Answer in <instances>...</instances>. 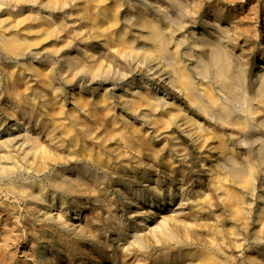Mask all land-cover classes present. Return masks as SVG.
Segmentation results:
<instances>
[{
  "label": "rangeland",
  "instance_id": "rangeland-1",
  "mask_svg": "<svg viewBox=\"0 0 264 264\" xmlns=\"http://www.w3.org/2000/svg\"><path fill=\"white\" fill-rule=\"evenodd\" d=\"M37 2L0 0V8L6 11L10 24L19 23L26 11L25 15L30 12L38 16L40 29L57 31L50 33L48 47L44 45L39 54L29 53L27 49L23 56H15L0 45V139L21 134L27 124L32 135L38 137L39 144L60 158L56 162L48 160L49 168L36 174L29 172L18 160L25 151L33 152L28 147L29 140L18 141L23 147L0 146L1 154L9 152L18 160L20 168L15 173L21 174L19 177L13 175L12 179L0 177V264H197L193 256L190 258L195 261L189 257L181 258L182 247L191 245L193 248L189 247L194 250L201 247L202 241L209 243L211 239L218 243L215 245L218 257L225 264H264V227L259 228L257 219L258 213L260 217L264 215L261 213L264 212V108L257 104L253 92L258 85L254 79L259 72L257 64H264V0H64L65 7L62 5V8L59 3ZM99 3L106 7V15H100ZM140 7L145 9V14H138ZM148 15L163 27L168 49L170 44H178L176 53L162 56L149 42L144 43L141 34L145 27L137 17L145 20ZM47 16L50 23L45 20ZM110 16L116 23H111ZM94 30L102 42L99 43ZM119 30L122 38L132 39L135 44L130 52L134 57L128 59L129 66L109 44L112 43L109 39H115ZM60 34L65 41H70L71 49L61 48ZM204 38L220 41L230 63L243 68V85L237 97L225 89L231 82L228 76L214 78L211 67L207 71L204 68L210 57L208 46L200 44ZM105 46L106 49L110 47L108 53ZM64 52L76 57L81 66L88 62L87 58H98L102 64L92 70L93 73L88 66L81 69L79 65L76 67L79 70H69L63 63L68 55ZM89 52L95 57L83 56ZM177 61L184 64L197 88L208 86L219 101L231 109L235 121L243 117L244 124L234 128L210 113L197 110L184 98H178L174 89L166 88L157 73L165 70V75H171ZM203 68L207 75L201 73ZM37 69L48 75L51 85L47 84L46 89L32 74ZM136 89L150 95L153 107H157L156 111L164 114L165 119L166 103L176 96V102L183 103V110L195 123L209 126L216 134L210 137L209 133L203 132L199 136L210 142L209 151L199 150L194 137L191 139L175 124L168 132L159 129L162 127L153 120L155 114L147 110L145 104L132 107L128 98L121 94L132 98L130 93ZM79 96L85 97L82 108L74 103ZM103 96L111 99L113 104L112 120L102 113L104 108L96 100ZM159 96L164 97L165 103H156ZM32 101L34 108L30 105ZM24 103L33 108V119L24 115ZM250 104L256 107L258 117L248 114ZM67 111H72L77 120L69 119L65 114ZM36 116L47 118L48 122L56 119L57 128L51 137L46 128L34 123L38 119ZM115 121L130 122L135 129L123 127L120 131ZM63 125L69 127V134L78 135L79 144L90 142L91 153L81 150L76 151L77 156H69L66 136L61 133ZM85 126L91 135L86 134ZM166 133L178 140L177 145L182 146L178 145L180 152L172 149ZM130 137L135 142L138 138L141 143L145 141L137 154L125 143ZM222 146L227 151L221 153ZM95 152L102 153L110 166L96 161ZM161 154L165 155L162 157ZM32 157L29 153L27 161ZM227 157L235 159L238 166L249 167L251 181H254L253 188H249L237 183L235 180L238 179L232 175L225 176L244 198L238 221H233L213 188L218 183L217 173L228 171ZM145 172H148L149 180H146ZM49 173L53 179L49 178ZM77 176L82 178L81 181L76 179ZM24 179L43 185L55 199L53 207L41 203L39 210L37 205L29 206L13 196L7 188L10 181ZM58 197L62 198L61 205ZM180 199L185 200V204L180 213L175 214L173 209ZM205 213L209 215L203 218ZM231 227L238 233L240 250L231 242ZM177 237L183 238L184 245L175 243ZM165 250L172 252L169 251L167 261L163 259ZM176 254H179L178 258Z\"/></svg>",
  "mask_w": 264,
  "mask_h": 264
},
{
  "label": "bare ground",
  "instance_id": "bare-ground-1",
  "mask_svg": "<svg viewBox=\"0 0 264 264\" xmlns=\"http://www.w3.org/2000/svg\"><path fill=\"white\" fill-rule=\"evenodd\" d=\"M31 1H34V2L36 1L37 2L38 0H31ZM43 1L46 4H58L59 3V5L61 4V8H62V5L64 6V4H65L64 3V0H43ZM62 1H63L64 4H62ZM97 1H100V0H97ZM100 5H101V6H99L100 7V15H106V12H105L106 7H104L103 4H100ZM138 11L140 12L138 14H145L146 13V11H145V9L143 7L142 8L140 7L138 9ZM25 14H26V11H25ZM25 14L22 15V19L19 21V23H17L16 25H13V24H10L9 23L8 16H7L6 11H4V10H2L0 8V45L3 47V50L4 51H6L7 53H11V54H13L15 56H20V55L23 56L24 51L27 50V49H28L29 53L39 54L42 51L41 48L44 45L49 44L50 40L48 41V37L51 35L50 33L53 32V31H55L54 29H47V30L40 29L39 28V25H38V19H37L38 16H36L35 14L30 13V12L27 13V15H25ZM139 16L137 17V21H139L140 24L143 25V27H145V29H144L145 32H143L144 34H141V38L145 41L144 43H146V41L149 42L150 45L153 46V49L158 54H160L162 56H166L168 53L174 54V53L177 52V49H178V44L177 43L170 44L171 48H169V49L167 48V43H165V35H164L163 27L158 24V21L155 20V18H153L152 15H151L152 17L150 15H148L147 18L144 17L145 20L143 18L142 19L139 18ZM144 16H147V15H144ZM110 18H111V23H116V20H115V18L113 16H110ZM45 20H48V22H49L50 21V18L47 16V17H45ZM88 22L89 21L87 20V23ZM90 28L92 30L94 29L93 27H90ZM55 32H57V31H55ZM92 32L97 37H99V38H97L98 41H99V43L102 42L101 37L97 34L96 30H94ZM59 36L61 37V39L63 41L62 42L63 45H61V48H66V50H67V48H70L71 49L70 41H65L64 36H62V34H60ZM109 41H112V43L109 42V44H112L111 46H112L113 51L116 52V53H118L120 56H122L125 59V61H127V65L129 66L130 65V62L128 60L129 57H130V59H132L131 58L132 56L134 57V55L130 53L131 51H133V49L135 47L134 46L135 44H134L133 40L132 39L126 40V39L122 38V33L119 30L118 33H117V35H116V37H115V39H111V40L109 39ZM107 42H108V40H107ZM200 44L207 45L208 46V49L210 51V57H209L208 63L204 66V68H206V71H207V68L211 67V70H212L211 73H212V76L214 78H223V77H227L228 76L231 79V82L225 86L226 87L225 89H227V91H228L229 94L235 95L236 97L238 95H240V93H241L240 88H241V85H243V72H242L243 71V68L238 67V65H236V64H231L230 63L228 53L224 50V48L221 45V42L218 41L217 39H215V38H204L203 41H201ZM106 46H107V44H106ZM106 46H105V50H107L108 47H109L108 46L107 49H106ZM70 49H68V50L70 51ZM43 50H44V48H43ZM50 50L51 51H49V52L51 53L52 52V49H50ZM46 52H48V51H46ZM109 52H112V51L110 50ZM53 53H55L54 50H53ZM107 53H108V50H107ZM59 56H60V54H59ZM83 56L92 58L94 55H91L90 52H89L88 55H85L84 54ZM102 56H104V55H102ZM60 57H62V56H60ZM76 59L77 58L76 57L74 58V56H72L71 53H70V55L68 54L67 55V58L64 59L65 61L63 63L66 65L67 69H69V70H72L73 69L74 70V68H76V67L78 68V67H80L82 65V64H80V61L78 60V62H77ZM87 61L88 62H86V60H85L86 63L83 66H81V69L84 66L85 67L88 66V70H90L91 73H93L92 70L98 69V66L99 65L101 66V64H102V62L98 58H94V59L93 58L92 59H88L87 58ZM88 63H89V65H86ZM176 64L177 65L172 70V74L171 75H170V73L169 74L166 73L167 75H165V70H164V72L161 71L160 73L159 72L157 73L158 74V77H160V81L164 84V86L166 88H168V89H174V91L177 92L176 94H178V98H179V96L182 97V98H184L189 105H193L197 110L202 111V112L210 113L216 119H221L224 122H227L228 124L232 125V127H234V128H236V127L244 124L243 117L241 118V120L238 117V122L235 121L236 118L234 117L231 109L228 108L222 102H220L219 99H218V97H216L214 95V93L212 92V90L208 86H206V85L200 86L199 88L201 90L199 88H197L193 84L192 80L190 79L189 74L186 71L185 66H184V64L182 62L177 61ZM257 66L259 68L258 69L259 72L256 73L257 75L254 76V79H255L256 83L258 81V85H257V87H254V89H253V92L256 93V95L254 96V99L257 100V102H258L257 104L262 105L263 108H264V92H263V90H264V88H263L264 87V64L259 63V64H257ZM85 67H84V69H85ZM77 68H76V70H79ZM107 68H109V67H107ZM204 68L201 69V73L204 74V75H207L205 73L206 71H205ZM32 74L38 79L39 84L41 85L42 88H45L46 89V87L49 86L47 84H50L51 85V82L48 80V75L46 74V72H44V70L37 69V70L32 71ZM37 79H35V80H37ZM39 84H38V86H39ZM132 91L130 93V94H132V98L130 96L127 97L128 95H125V94H121V95H123L125 98H128V100H129L128 102L130 103V105L132 107H135L136 108V107H138V106H140L142 104H145L147 106V110H150V111H152L155 114L154 115L155 117H153V120L155 121L156 124H158L160 127H162V128H159V129H162V130H165V131L168 132L169 129H170L169 127L171 125L175 124L178 127H180L183 131H185L186 135L191 136L190 137L191 139H192V137H194V141L198 142L197 143L198 145H196V146L198 147L199 150L202 149L201 151L207 152V151H209L210 147H212V146H209L210 145L209 144L210 142H207V138L206 137L205 138H201L199 136L203 132L204 133L205 132L209 133L208 135H210V137L216 136V134L212 132V129L209 126H204V125H202L200 123H195V120H193L191 117H189L188 113L183 110V108L181 106V103L182 102L180 100H178V102H176L177 101V99H176L177 97L176 96H174V99L175 100L174 99H171V101H169V102L166 103L167 109H164V111H163L165 113V115L167 116V118L165 119L164 118V114H162L160 112H157L156 111L157 110V107H153L154 103L150 100V98H149L150 95L149 94H148L149 95L148 96L147 94H144L141 90H137V89L136 90H132ZM44 95H46V94H44ZM162 96H159L157 98V101H156L157 104H159V102L161 104L165 103L164 97H162ZM96 100L98 101V103H100L99 105L102 108H104V112H102V113H104L108 118H111V120H112L113 117L111 116V111H112V105L113 104H112V102H110L111 99L109 101V99H108L107 96H103L100 99L97 98ZM97 101L95 103H97ZM25 103L22 105L24 107L23 108V111H25V113H26L24 115H29V117L32 118L33 117L32 115L34 114V111H33V108H34L33 107V101L31 102L32 104H30V105H32L33 108H31V106H29V103L30 102L27 103L28 105L27 104L25 105ZM74 103H77L82 108L85 105V103H86L85 97L84 96L83 97L79 96L77 102L74 101ZM59 104H60V102H59ZM20 106H19V108L22 109ZM96 106H98V105H96ZM98 110L99 111H102V110H100V108ZM263 111H264V109H263ZM79 112H81V111H79ZM93 113H96V110ZM54 114H56V113H54ZM65 114L68 117H70L69 119L74 120V121L77 120V118H76L77 116L72 111H67ZM248 114L253 115V117H258V112L256 111V107L252 106V104L249 105ZM37 115H39V114H37ZM87 115H88V112H87ZM56 116L57 115H55L54 117H56ZM92 116H93V114H91V117ZM58 117H59V115L56 118L58 119ZM94 117L96 118V114H94ZM37 118L38 119L35 120L36 122H34V120H33V122L34 123H37L36 125H39V126H42V127L46 128V130H47L46 133H48L49 136L51 137V135H53L52 132L55 130V128H57L56 119H54L55 120L54 122H52V120H51V122H48L46 120L47 118H45V119L42 118V117H37ZM63 119H65V116H64ZM57 122L59 123V121H57ZM71 122H70V124H71ZM97 122H98V120H97ZM67 123H69V122L67 121ZM114 123L119 128L120 131L123 129V127L129 128V129H132V128L135 129V126L134 125L132 126L130 124V122L124 123V122H116L115 121ZM193 124L195 125V127H194ZM64 125H63V130H61V133L66 136V142L68 144V148H66L67 149L66 150L67 154L69 156H72V155H75L76 151L79 152L81 150L82 151H85L86 153L87 152L88 153H91V151H90L91 150V147H90V144H89L90 142L88 144H87V142H84V143L81 142L79 144L78 143V137H77L78 135L72 134V133L69 134V130H70L69 127L67 128ZM84 131H86V134L87 135H91L90 130L87 129L86 126H85V130ZM166 136H167V140H168L169 144L171 143L172 146H173L172 149L179 150L180 147L182 148V146H180L179 143H178V145L180 147L177 145V141L178 140L175 137L171 136L170 133H166ZM220 136H222V135H219V137ZM132 138L133 137H130L129 140L127 142H125V143L130 147V150H134L135 153H136L137 152V149L139 150L141 144L143 145V143L145 141L143 143H141V140L139 141V138H138L137 142H135V141H133ZM198 138H201V139H198ZM23 139H26V140H29L30 141V144H29L28 147H29V149H32L33 152H30L29 151V153H32V156L33 157L31 159V161H27V159L29 157V153H28V151L27 152L25 151L18 158V160H21L22 161V164L24 165L23 167H25L29 172H32L33 171L36 174L37 173H42L43 171H45V170H47L49 168L48 167L49 166L48 160L49 161H52V162H56L60 158V157H56V156L52 155L51 153H49L48 151H46V149L44 148L43 145L39 144L38 137H34L32 135V133L28 129L27 124H26V126H25V128H24V130H23V132L21 134H19V135H13V136H11V134H10L9 136H7L4 139H0V146H8L10 144L12 147H15V148L18 147V146L23 147V145H21V141ZM19 140H21V141L18 142ZM90 140H91V138H90ZM147 145H148V143H147ZM150 147H153V146H150ZM222 147H223L222 150H220L221 153L227 151V148H225L224 146H222ZM155 152H156V149L154 151V154H155ZM158 152H159V150H158ZM179 152H180V150H179ZM201 154H202V156H205V153H201ZM163 155H165V154H163ZM163 155H162V157H163ZM75 156H77V155H75ZM150 156H152V155H150ZM157 156H158V154H157ZM162 157H160V158H162ZM94 158H95L96 161L101 162V164L103 166H110V164L108 162V159L105 158L102 155V153L95 152V157ZM153 158H151V159H153ZM155 159H156V157L154 158V160ZM164 159H166V157ZM164 159H163V161H164ZM226 159L228 160V163H229L228 171H226L224 174H222V173L220 174V172L217 173V175H218L217 176L218 183L214 184L213 188H214V191L219 196V198L221 199L222 204L227 209L228 214L233 219V221H238L239 220V216L242 215V214L241 215H239V214L242 213L241 205L243 204L244 198H243V195H242V193L240 191H238L237 189H235L234 187H232V185H230L229 182H227L225 180V176L226 175H232L233 177H235V178L238 179V180H235L237 183H240L241 185L243 184V185L249 186V188H251V187L253 188V184L254 183H252V182H254V181H251V174L252 173H251V169L249 167H245L243 165L242 166H238L237 165V162L233 158L229 160V158L227 157ZM18 160L14 156L10 155L9 152L2 153V154L0 153V177H1V179H3V177H5V176L6 177L9 176V177H11L10 179H12L14 176L15 177H19L21 175V174H16L15 173V171L20 168V165L18 163ZM177 161H179V159ZM150 162H151V160H150ZM161 162H162V160H161ZM164 163H166V162H164ZM169 165H170V162H169ZM13 166H14V169H13ZM149 166H151V165H149ZM207 170H210V168H207ZM49 171H51V170H49ZM219 171H220V169H219ZM55 172H57V171H55ZM83 172L84 171H82L81 173H83ZM50 173H49V176H50L49 178L51 179L52 178L51 177L52 175H50ZM147 173L145 172V176L147 178L146 180H149L150 178L148 177V175H146ZM88 176H89V178H91V179L94 180V177L92 175H88ZM243 176H245L244 179H242ZM76 179H79L78 176L76 177ZM76 179H74V180L77 183V180ZM81 179H79V180L81 181ZM154 183H156V182H154ZM152 187L154 188V187H156V185H154V186L152 185ZM7 188L9 189V191L11 192V194L13 196L19 197L25 203L29 204V206H31V204L34 207H36V205L38 206L39 204L40 205H42V204H45V205L48 204L49 207H53V205L55 204L54 203L55 202V199L52 197L53 195L52 196H49V192L45 191V187H43V185L41 186L40 183H36L34 181H31V180L28 181L26 179H24L22 181H19V180H17V181H10V183H9V185H8ZM65 189H67V188L65 187ZM132 190L136 192V190H134V189H132ZM153 190H156V189H153ZM205 196L207 198V194ZM59 197H58V202L61 205V202H62L61 199L62 198L59 199ZM178 199H179V197H178ZM183 204H185V200H182V199H180V200H178L176 202V205L177 206H175V209L172 208L173 210L176 211L175 214H179L180 213L179 210L181 209V206H183ZM39 206L37 207V209H39ZM244 207H245V205H244ZM29 209H32V208L30 207ZM243 209L245 211V208H243ZM258 212H260V211H258ZM261 213L263 214L264 212H261ZM258 214L261 216L260 213H258ZM206 215L208 216L209 214L208 213H205V215H203L202 217L204 218V216H206ZM260 216L257 219H258V223H259V228H262V227H264V215H263V217H260ZM160 233H162V231ZM229 233L231 234V237L233 239V241H231V242L233 243L234 247H236L237 249L240 250L241 249V242H239L238 239H237L238 233L232 227L230 228V232ZM168 234H171V232L170 233L168 232ZM178 235L181 236L182 234H178ZM223 235H225V234H223ZM223 235L221 234V237ZM223 237H225V236H223ZM173 238H174V236H173ZM177 238H175V239H177ZM186 238H188V237H186ZM182 239H183L182 237L181 238H178L177 240H175V243H179V246H180V244H183V242H184V240H182ZM211 240L212 241H209V243H205L204 241H202L201 247H198L197 248L195 246V248H197V249H194V250H192L193 247L191 245L185 246L183 244L184 245L182 247L183 249H181V252H180L181 253V255H180L181 258L183 256L184 258L185 257H187V258L189 257V259H191L192 256H193L195 258V260H197V262H198L197 264H225V261H222L221 259H219L220 256L218 257L219 251H218V248L215 247V245L217 246L218 243H216L215 241H213V239H211ZM226 242H228V241H226ZM188 243H186V244H188ZM189 246H191L192 248L189 247ZM171 247L172 246H170L168 248H171ZM172 248H171V251H172ZM163 250H161V251H163ZM174 250H175V247H174ZM169 251H168V253H169ZM164 252H166V250ZM168 253L166 252L165 254H163V259H165L164 261H167L169 259L170 256H168L169 255ZM178 255H177V258H178ZM187 258H185V259H187ZM194 258H193V260H194ZM164 261H163V263H164ZM174 263H175V261H174ZM184 264H186V263H184ZM188 264H189V262H188ZM254 264H256V263H254Z\"/></svg>",
  "mask_w": 264,
  "mask_h": 264
}]
</instances>
